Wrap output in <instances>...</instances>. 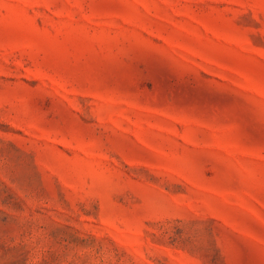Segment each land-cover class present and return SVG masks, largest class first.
<instances>
[{
    "label": "rangeland",
    "instance_id": "rangeland-1",
    "mask_svg": "<svg viewBox=\"0 0 264 264\" xmlns=\"http://www.w3.org/2000/svg\"><path fill=\"white\" fill-rule=\"evenodd\" d=\"M0 264H264V0H0Z\"/></svg>",
    "mask_w": 264,
    "mask_h": 264
}]
</instances>
